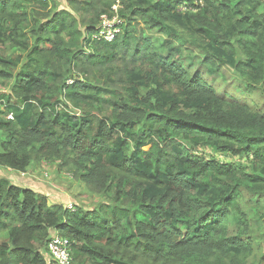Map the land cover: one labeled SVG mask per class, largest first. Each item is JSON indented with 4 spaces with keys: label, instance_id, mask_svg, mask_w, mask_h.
Here are the masks:
<instances>
[{
    "label": "trees",
    "instance_id": "obj_1",
    "mask_svg": "<svg viewBox=\"0 0 264 264\" xmlns=\"http://www.w3.org/2000/svg\"><path fill=\"white\" fill-rule=\"evenodd\" d=\"M117 5L124 32L95 40ZM0 143L102 198L0 179V264H55V235L72 264H264V0H0Z\"/></svg>",
    "mask_w": 264,
    "mask_h": 264
},
{
    "label": "rangeland",
    "instance_id": "obj_2",
    "mask_svg": "<svg viewBox=\"0 0 264 264\" xmlns=\"http://www.w3.org/2000/svg\"><path fill=\"white\" fill-rule=\"evenodd\" d=\"M56 2L60 9L67 7V0H56ZM148 34L155 36L156 32H148ZM14 53L22 55L21 52ZM11 91V87L9 86L2 88L1 95H9ZM147 93L148 91H143V95ZM250 102L255 103L252 98ZM15 105H17L16 101H12V106ZM15 114V111L6 105L5 118L12 120ZM2 151L3 147L2 143H0V152ZM198 152L201 156L208 159L213 158L221 162L232 161L231 158L215 154L209 149H200ZM58 165V162L48 163L44 161L33 164V166H29L23 171L0 165V179H10L16 185L32 190H34L33 188H38L42 194L49 197L51 204L58 203L67 208L71 205L75 209L80 208L84 211L96 209L100 202H102V198L92 194L81 182L75 180L72 175L60 172ZM5 241H7L6 235L0 236V244ZM46 255L47 257H51L48 252Z\"/></svg>",
    "mask_w": 264,
    "mask_h": 264
},
{
    "label": "built area",
    "instance_id": "obj_3",
    "mask_svg": "<svg viewBox=\"0 0 264 264\" xmlns=\"http://www.w3.org/2000/svg\"><path fill=\"white\" fill-rule=\"evenodd\" d=\"M124 25L125 20L120 15V6H114L110 13L101 17L94 39L112 43L124 32ZM69 84L72 85L73 81L70 80ZM68 209L75 211L71 205ZM48 250L55 264H72V243L68 238L60 235L53 236Z\"/></svg>",
    "mask_w": 264,
    "mask_h": 264
},
{
    "label": "crops",
    "instance_id": "obj_4",
    "mask_svg": "<svg viewBox=\"0 0 264 264\" xmlns=\"http://www.w3.org/2000/svg\"><path fill=\"white\" fill-rule=\"evenodd\" d=\"M63 9H65V8H63ZM31 187H33V186H31ZM36 192H38V193H42L38 188H33ZM7 240V239H6ZM47 257V256H46ZM49 260V259H48Z\"/></svg>",
    "mask_w": 264,
    "mask_h": 264
}]
</instances>
